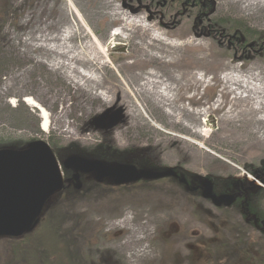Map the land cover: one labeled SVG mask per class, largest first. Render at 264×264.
<instances>
[{"label": "rangeland", "instance_id": "obj_1", "mask_svg": "<svg viewBox=\"0 0 264 264\" xmlns=\"http://www.w3.org/2000/svg\"><path fill=\"white\" fill-rule=\"evenodd\" d=\"M194 1L0 0V150H20L44 140L55 153L64 183L63 164L73 154L72 145L91 152L106 144L137 159L133 165L138 168L139 160L147 161L155 171H171L178 177L117 185L93 173L81 174L85 179L77 182L80 190L61 189L52 195L29 230L20 236H0V264H264V227L250 225L235 202L237 196L250 193L249 188L264 189V150L240 152L249 140L242 123L228 128L225 140L223 134L214 133L219 122L208 116L201 118L205 123L200 130L209 137H189L169 125L162 110L144 104L145 110L138 101L134 105L139 104L142 120L134 121L122 91L110 94L107 103L89 101L69 87L59 70L35 62H52L38 43L35 49L22 44L42 29L57 33L73 20L102 43L107 76L112 73L126 82L131 73L122 66L135 59V45L114 36L121 31L122 21L107 15L111 4L133 17L141 16L176 45L169 50L183 56V67L191 62L206 67L191 70L198 77L205 74L207 83L179 91L185 95L179 103L191 111L206 109L222 95L218 78L227 68H264V40L253 46L249 37L251 44L241 48L233 34L248 28V35L264 37V9L251 13L226 0ZM191 42L201 43V48H188ZM150 71L152 65L146 63L136 73ZM163 75L169 78V70L163 68ZM27 96L48 111V131L41 128L39 109L23 101ZM231 98L225 95L222 100L227 103ZM228 107L214 115L222 117ZM184 179L190 183L184 184ZM215 184L231 187L230 192L214 194ZM208 190L224 200L217 203ZM262 202L264 209V197ZM125 217L131 218V226L119 223ZM137 232L146 239L125 245ZM146 246L147 253L138 252Z\"/></svg>", "mask_w": 264, "mask_h": 264}, {"label": "bare ground", "instance_id": "obj_2", "mask_svg": "<svg viewBox=\"0 0 264 264\" xmlns=\"http://www.w3.org/2000/svg\"><path fill=\"white\" fill-rule=\"evenodd\" d=\"M226 2L251 13L264 9V0H226ZM107 6H110L107 15L122 21L121 31L114 36H120L128 44L135 45V59L122 66L131 73L130 79L126 78V82L121 81L119 77L113 78L112 73L111 76H107V61L103 60L105 54L102 51V43L94 41L89 37V33L84 32L83 28L79 24L77 26L73 20L67 28L59 29L57 33L42 29L40 35L34 34L24 38L22 44L27 49H35V44L38 43L39 48L50 55L52 62L44 59L35 62L51 70H59L58 74L69 81V87L72 86L89 101L95 98L107 103L111 99L110 94L122 91L123 101H127L130 108L129 115H132L134 121L142 120L139 104L134 105L135 101H138L145 110L147 109L144 104L162 110L165 121L172 127H179L189 137L200 139L209 137L208 133L200 130L201 123H205L201 118L205 119L208 116L213 121L219 122L220 125L214 133L223 134L225 140L229 139L228 128H238V124L242 123L244 134L249 140L242 143L240 152L246 151L247 148H253L255 151L264 150V68L258 65H252L246 70L240 67L227 68L228 72L218 78L223 85L220 98L216 99L214 105L209 108L191 111L182 102L179 103L185 98V95L180 94L179 91L184 86L207 83L205 74L198 77V73L191 70V67L198 69H206V67L200 64L192 65L193 62L188 67H183V56L174 55L169 50L176 45L167 42L163 34L155 30L153 25L146 24L141 16L133 17L111 4ZM188 48L199 49L201 43L191 42ZM146 63L152 65L153 71L136 73ZM163 68L169 70V78L164 77ZM97 90L98 92H94ZM225 95L232 96L227 103L222 100ZM23 101L39 109L42 118L41 128L45 132L48 131L50 123L48 111L30 96L25 97ZM226 105L229 107L222 117L214 115ZM69 133H73L70 126ZM193 147L202 157L207 156L199 147ZM119 223L131 226V218L125 217ZM135 234L125 242V245L132 246L134 242L139 244L146 239L142 232ZM146 249L147 246L142 247L138 252L147 253Z\"/></svg>", "mask_w": 264, "mask_h": 264}, {"label": "water", "instance_id": "obj_3", "mask_svg": "<svg viewBox=\"0 0 264 264\" xmlns=\"http://www.w3.org/2000/svg\"><path fill=\"white\" fill-rule=\"evenodd\" d=\"M67 168L77 172L96 174L115 184L138 182L144 178L160 179L174 175L171 171L141 170L133 164L110 166L99 159L70 156ZM64 177L55 153L44 140H35L21 150H0V236H20L33 226L52 195L60 191ZM217 203L208 190L207 193ZM230 201L231 197H227Z\"/></svg>", "mask_w": 264, "mask_h": 264}, {"label": "trees", "instance_id": "obj_4", "mask_svg": "<svg viewBox=\"0 0 264 264\" xmlns=\"http://www.w3.org/2000/svg\"><path fill=\"white\" fill-rule=\"evenodd\" d=\"M201 1L202 0H195L194 2H195V4H199ZM250 31H251L250 29L246 28L242 31L238 30V31H235L233 33L235 35V38L239 42L241 48H246L249 46V44H251L249 37L252 39V41H254L253 46H256L259 44L262 45V42L264 40L263 35H261L260 33H254V34H256L255 36H253L254 35L253 33L248 35V33ZM240 39L242 41H240ZM27 147H28V145L24 148H21V149H25ZM70 149L73 151V154L71 156H82V157H86L89 159H99V160H102L103 162H105L107 164H112V163L138 164V162H136L137 159H136V161H135V159L131 160L130 157H127V155L124 152L119 151L117 149H114L113 147L107 146L106 144L99 145L98 147L95 148V150H93L91 152L85 151L84 149L79 148L77 145H72V147ZM144 162H146L147 165H144ZM139 163H141V165L139 166L138 169L151 170V171H155V169H157L153 165L149 166L147 161H140L139 160ZM63 167H64V171H65V175H66V178H65L66 181L64 183V187L62 188V190L60 192L68 191V192L72 193L75 191H79L80 185H78L77 182H78V180H80V181L84 180L85 176H81V174H86V173L77 172L74 168H67L65 166V164H63ZM156 171L161 172L158 170H156ZM168 177H170V176H166L164 178H168ZM174 177L178 178L177 176H174ZM160 179H163V178H160ZM102 180H104V179H102ZM150 180L153 181V180H157V179L144 178L140 181H150ZM182 181L186 185H188L190 183L189 180H187V179H184ZM132 183H136V182H131L128 184H132ZM229 183H230V181L226 182L225 185H229ZM184 184H182V182H181V185L184 186ZM255 188L256 187L249 188V189H251V191L248 194H246V193L241 194L240 193L241 195L236 197L235 202L238 204L239 208L243 211V215L250 225H254L256 227L263 228L264 227V209L261 208V205L263 203L262 200L264 197V189L261 188L258 190H254ZM228 189H231V187H226V186L222 187V186H219L218 184H215L214 187H212L213 193L214 194L218 193L219 195L228 194L230 192ZM235 192L236 191H234V193ZM57 193H59V191ZM57 193H56V195H57ZM242 193H243V190H242ZM236 195H237V193H236ZM17 248H18V246H17ZM47 260H49V258ZM52 264H55V263H52ZM260 264H263V262H261Z\"/></svg>", "mask_w": 264, "mask_h": 264}]
</instances>
